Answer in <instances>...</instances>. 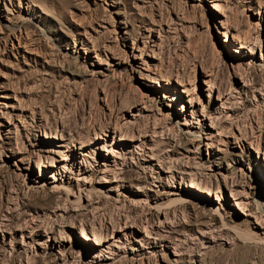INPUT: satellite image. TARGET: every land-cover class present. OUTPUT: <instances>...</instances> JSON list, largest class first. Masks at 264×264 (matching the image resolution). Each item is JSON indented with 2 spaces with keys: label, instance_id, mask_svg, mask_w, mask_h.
<instances>
[{
  "label": "rangeland",
  "instance_id": "obj_1",
  "mask_svg": "<svg viewBox=\"0 0 264 264\" xmlns=\"http://www.w3.org/2000/svg\"><path fill=\"white\" fill-rule=\"evenodd\" d=\"M219 2L0 0V264H264V0Z\"/></svg>",
  "mask_w": 264,
  "mask_h": 264
},
{
  "label": "bare ground",
  "instance_id": "obj_2",
  "mask_svg": "<svg viewBox=\"0 0 264 264\" xmlns=\"http://www.w3.org/2000/svg\"><path fill=\"white\" fill-rule=\"evenodd\" d=\"M211 1V4H210V7L212 8V10H214L216 13H220V14H223V9H224V4L222 3V4H220V0H210ZM224 2V1H223ZM222 5H223V7H222ZM224 16V15H223ZM226 18V17H225ZM20 37V36H19ZM19 41V40H18ZM22 42V41H21ZM19 43V42H18ZM144 44V43H143ZM19 45V44H18ZM17 45V46H18ZM17 46L16 47H14V48H17ZM92 46V45H91ZM239 47H245L243 44H240L239 45ZM6 49V48H5ZM93 48H91V50H92ZM84 51H86V50H84ZM90 51V50H89ZM92 52V51H91ZM151 56H153V55H151ZM241 58V60H243V57H240ZM240 60V61H241ZM238 67H240L241 66V64H240V62L238 63V65H237ZM238 67H236V68H238ZM243 68V67H242ZM144 69V68H143ZM241 69V68H240ZM239 69V70H240ZM243 70V69H242ZM241 70V71H242ZM144 78V77H143ZM129 79V78H128ZM148 80V79H147ZM150 81V80H149ZM183 81V80H182ZM204 81V80H203ZM210 81V80H209ZM169 82V81H168ZM178 84H181V85H183V88L184 89H182V91L185 93V95H188V93H187V89H185L186 87L184 86V82L183 83H180V82H178V81H176ZM213 82V81H212ZM207 83V82H204V84L206 85V90L208 91V93L211 95V93L213 92V90H214V88H215V86L213 85V83ZM129 83V82H128ZM154 83V82H153ZM159 83V82H158ZM157 83V84H158ZM139 88V87H138ZM134 90V89H133ZM138 90V89H137ZM150 90V89H149ZM230 94V93H229ZM6 96V95H5ZM190 96V95H189ZM0 97H1V95H0ZM229 95H223V94H221V93H219L218 94V96L214 99V101H216V103L218 102V104L217 105H215L214 106V108L212 109L213 110V115H210L209 116V113H206V111H205V109L203 110V108H201V110H199V111H201L200 112V114L198 113V114H195L194 112H191L190 113V117L189 118H186L187 120H185L184 122H183V124H185V125H187V126H191V125H193V123L195 124V123H202V124H204L205 123V119H208V121H209V124L207 125L206 124V128L204 129L205 131H204V135H205V138L206 139H210V137L209 136H215L216 134L217 135H220V132H221V130L222 129H218V120H219V117H221V115L222 114H225L227 111H229V109H230V104H229ZM192 98V97H191ZM233 101V100H232ZM192 103L193 102H190V108H192L193 106H192ZM195 103V102H194ZM14 104V103H13ZM229 104V105H228ZM188 105H189V103H188ZM6 106V102L4 101V100H2V99H0V107H5ZM11 106V105H10ZM186 107H188V106H186ZM14 108H15V106H14ZM18 108V107H17ZM16 109V108H15ZM193 109V108H192ZM194 110V109H193ZM6 111V110H5ZM197 112V111H196ZM9 114V113H8ZM20 114V113H19ZM1 115H3L2 113H1ZM19 116V115H18ZM3 117V116H2ZM9 119V118H8ZM18 119V118H17ZM8 121V120H7ZM16 121V120H15ZM22 122V121H21ZM12 124V123H11ZM196 126V125H195ZM198 126V125H197ZM6 127H7V125H6ZM12 127V126H11ZM8 129V128H7ZM9 132V131H8ZM222 133V132H221ZM226 136V135H225ZM1 137V136H0ZM234 138V137H233ZM1 140V139H0ZM234 141H236V140H234ZM238 141V140H237ZM209 143V142H208ZM238 143V142H237ZM203 144H205V143H203ZM206 145L207 146H209L207 143H206ZM212 145V144H211ZM238 145V144H237ZM250 146V145H249ZM138 147V146H137ZM110 151L108 150V153H109ZM78 153H80V152H78ZM263 154H264V151H263ZM152 155V154H151ZM85 156V155H84ZM108 157H105L104 158V160L102 161V163L101 164H103V166L107 169V167H108V165H109V163L112 161H114V160H111V158L109 157V155H107ZM111 156H115L114 154H112L111 153ZM86 157V156H85ZM153 158V157H152ZM123 163V162H122ZM87 164V163H86ZM116 164V163H115ZM122 165V164H121ZM200 165V164H199ZM51 167H53L55 170L56 169H58L57 167V164H51L50 165ZM110 166V165H109ZM202 166V165H201ZM217 166H218V168L219 167H223V165H221L220 163L219 164H217ZM60 167H62V166H60ZM84 167H85V165H84ZM87 167V166H86ZM154 167V166H153ZM194 167V166H193ZM102 168V167H101ZM109 168H111V167H109ZM116 168H118V167H116ZM115 168V169H116ZM158 168V167H157ZM197 168V167H196ZM195 168V169H196ZM42 169V168H41ZM92 169V168H91ZM104 169V168H103ZM106 169H104V170H106ZM119 169H120V167H119ZM155 169V168H154ZM38 170H39V167H38ZM59 170V169H58ZM58 170H57V172H58ZM79 170H81L82 171V169H80L79 168ZM103 170V171H104ZM108 170V169H107ZM160 170V169H159ZM199 170V169H198ZM40 171V170H39ZM84 171V170H83ZM110 171H111V169H110ZM165 171H166V168H165ZM168 171V170H167ZM186 171V170H185ZM55 172V171H54ZM57 172H55V174H54V176L52 177V182H55L56 181V179H61V177H57L56 176V174H57ZM104 172H106V171H104ZM114 172V171H113ZM187 173H189V172H187ZM39 174V173H38ZM81 174H83V173H81ZM200 174V173H199ZM58 175V174H57ZM63 175V174H62ZM167 175V174H166ZM189 175V174H188ZM65 176V175H64ZM194 177V176H193ZM78 178V177H77ZM84 178V177H83ZM159 178V177H158ZM195 178V177H194ZM193 178V179H194ZM81 179V178H80ZM103 181L104 182H107L108 181V179H107V177H106V175L104 174V179H103ZM194 181V180H193ZM159 182H161V181H159ZM198 182V181H197ZM201 182V181H200ZM189 183V182H188ZM212 183V182H211ZM161 186H162V183H159ZM207 184V183H206ZM185 186V185H184ZM189 189H193L191 192H190V194H198V195H200V193H204V194H206L207 196L209 195V192L207 191L206 192V190L204 191V190H202V189H200L196 184H194L193 182H190L188 185H186ZM206 186V185H205ZM186 188V187H185ZM205 188V187H204ZM208 190V189H207ZM231 190V189H230ZM196 191V192H195ZM232 193H235V195H236V197H235V195H234V199H244L245 197V195L244 196H241L240 194H238V193H236V192H232ZM198 195H196V196H198ZM248 198V197H247ZM216 199V198H215ZM246 199V198H245ZM249 202V201H248ZM242 204H244V201H238V200H235V202H234V206H236L235 208L236 209H239V211L242 213V214H244V215H247V212H246V210H245V208L246 207H244ZM246 204V203H245ZM248 210V209H247ZM250 213V212H249ZM252 215V214H251ZM248 217V216H247ZM256 217V216H255ZM257 221H259V220H257ZM163 223V222H162ZM161 224V223H160ZM153 228V227H152ZM155 228H157L156 226H155ZM80 234V237L82 238V239H89V237L87 236V233H85V232H83V231H81V233H79ZM150 236V235H149ZM103 238V237H102ZM108 240H110V239H108ZM105 241V240H104ZM107 241V240H106ZM103 242V241H101V240H99V241H97V239H96V241H94L93 242V245H96L97 247H98V249H97V253H95L94 254V258L95 259H101V258H104V256H105V250H104V248H107L108 250H110V249H112L113 250V245L114 244H111V243H108V242ZM116 241V240H115ZM112 242V241H111ZM127 243H129V242H127ZM120 244V243H119ZM118 245V244H117ZM121 247V246H120ZM106 249V250H107ZM107 250V251H108ZM123 251V250H122ZM109 252V251H108ZM114 253V252H113ZM107 256V255H106Z\"/></svg>",
  "mask_w": 264,
  "mask_h": 264
}]
</instances>
